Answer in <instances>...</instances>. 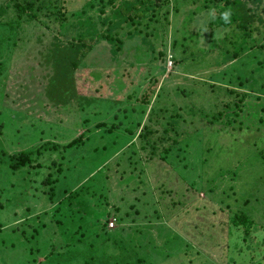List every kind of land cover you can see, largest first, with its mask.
Wrapping results in <instances>:
<instances>
[{
  "label": "rangeland",
  "instance_id": "1",
  "mask_svg": "<svg viewBox=\"0 0 264 264\" xmlns=\"http://www.w3.org/2000/svg\"><path fill=\"white\" fill-rule=\"evenodd\" d=\"M13 2L0 0V264H264V26L247 38L210 25L203 0H162L148 44L123 39L117 56L101 40L75 71L89 105L41 108L45 56L75 29L45 14L12 28ZM84 2L61 1L67 23ZM26 149L34 162L11 170Z\"/></svg>",
  "mask_w": 264,
  "mask_h": 264
},
{
  "label": "trees",
  "instance_id": "2",
  "mask_svg": "<svg viewBox=\"0 0 264 264\" xmlns=\"http://www.w3.org/2000/svg\"><path fill=\"white\" fill-rule=\"evenodd\" d=\"M61 1L62 0H25L23 4L19 2L12 3L17 13V21L10 23L12 28H21L23 23L38 19L41 14H45L47 17L53 15L58 17L60 15L62 20L59 22L58 35H63L61 31H65L67 28L75 29V33L66 40L56 37L45 56L46 62L51 67V74L48 75L47 87H45L43 93H39L37 96V100H40L41 108L43 102L50 101L52 103L65 105L69 104L71 101L80 100V98H83L81 101L89 105L92 100L89 97L77 96L76 87L74 85L75 71L82 66L81 64L88 53L97 43L101 42V40L108 41L107 43L110 44V51L117 56L124 46L123 39L140 36L141 41L148 44L147 38L150 37V34L149 30H147L148 23L144 24L145 18L148 17V15H153V13L149 12L150 9L154 12H160L163 5L161 4L162 0H120L119 3L118 0L115 2L114 0H107V3L110 4V8L109 11L106 12V5L102 4V0L98 1L99 4H95L96 2L94 0H85L81 9L72 12L76 19L71 23H67L64 19V12H61L62 6H59ZM261 2L262 0H203L202 7L206 10L210 9V11L213 9L218 10V15L210 22V25L214 23L224 28L233 27L234 29L236 28V32L233 30L234 34H237L238 29L240 31V33H238L239 35L256 39L254 37V32H260L262 25L264 26V18L256 15V8L262 6L263 2ZM5 11L6 6L3 7L0 5V16L3 15ZM261 11H264V7L261 8ZM93 12H97V14L94 16L92 14ZM225 12H229V19L227 22L222 18V13ZM166 14H168V12H166ZM254 21L259 22L261 27L254 25ZM123 28L126 30L123 31ZM121 31L124 33H121ZM122 36H124V38ZM261 47H264V44H262ZM236 55L237 53H233V56ZM171 57L172 56L169 55L170 61L172 60ZM148 91L149 90H145L143 93L147 94ZM152 91H154V89ZM227 91L233 92L231 90ZM146 96L145 94L142 95L139 100L146 98ZM110 129L112 128H109L108 131ZM143 129H145V125H143L140 130L139 136H146V132L142 133ZM164 131H166V129H164ZM73 143L74 142H71L69 144V148L74 146ZM37 149L38 147L35 148V150ZM33 152V149H26L8 154L9 168L15 171L21 166L32 164L35 160V158L31 156ZM55 181L56 179L52 182L53 185ZM115 210L117 211L118 209L115 208ZM57 212L58 210H56L54 214L56 215ZM56 220L58 222L62 221L59 216ZM230 221L235 225L239 223L245 224L246 221L248 222V217L246 214L242 213L234 214L230 218ZM63 223L62 221L60 229L63 227ZM104 224L107 226V221H105ZM61 233L66 234L63 229ZM101 233L111 235L112 231L101 230ZM98 235L99 234H97V236ZM82 237L83 235L80 236L78 239L79 242L77 243L81 242ZM105 240L106 242L113 240L115 244L114 239L108 236ZM89 259L92 262L96 261L94 257H90ZM116 261L117 260H115V262ZM84 264L89 263L84 262ZM136 264H145V260H143L142 257H138Z\"/></svg>",
  "mask_w": 264,
  "mask_h": 264
},
{
  "label": "built area",
  "instance_id": "3",
  "mask_svg": "<svg viewBox=\"0 0 264 264\" xmlns=\"http://www.w3.org/2000/svg\"><path fill=\"white\" fill-rule=\"evenodd\" d=\"M169 62H171L170 60H169ZM115 219H111V220H109V222H108V227L110 228V229H113L114 227H115Z\"/></svg>",
  "mask_w": 264,
  "mask_h": 264
},
{
  "label": "clouds",
  "instance_id": "4",
  "mask_svg": "<svg viewBox=\"0 0 264 264\" xmlns=\"http://www.w3.org/2000/svg\"><path fill=\"white\" fill-rule=\"evenodd\" d=\"M222 18H224L225 21L227 22L229 19V12L222 13Z\"/></svg>",
  "mask_w": 264,
  "mask_h": 264
}]
</instances>
